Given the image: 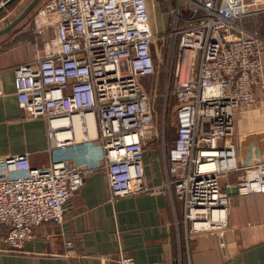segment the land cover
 <instances>
[{"label": "built area", "instance_id": "1", "mask_svg": "<svg viewBox=\"0 0 264 264\" xmlns=\"http://www.w3.org/2000/svg\"><path fill=\"white\" fill-rule=\"evenodd\" d=\"M162 1L171 17L176 100L169 144L142 83L156 72L148 0H45L34 15L44 53L13 72L25 117L47 123L51 158L37 165L28 152L0 157L5 251L24 253L37 227L62 225L91 171L105 170L111 202L153 191L145 152L154 142L169 170L164 187L182 200L191 233L228 228L233 187L264 193L263 136L238 129L264 76L263 39L241 22L264 14V0ZM230 175L234 186L223 183ZM100 264L137 263L120 249Z\"/></svg>", "mask_w": 264, "mask_h": 264}, {"label": "crops", "instance_id": "2", "mask_svg": "<svg viewBox=\"0 0 264 264\" xmlns=\"http://www.w3.org/2000/svg\"><path fill=\"white\" fill-rule=\"evenodd\" d=\"M6 1L0 0V5ZM18 1L0 13H7L0 18V30L23 12L10 19L15 11L8 8ZM33 17L30 12L0 36L4 91L0 97V157L28 152L33 163L43 165L51 158L47 123L43 118L25 117L13 72L15 66L44 53L45 38L33 31ZM241 25L264 42V14L247 17ZM262 61L264 65V43ZM261 87L264 76L257 87L258 97H264ZM145 173L153 191L111 202L105 170L89 172L66 205L63 224L47 222L37 227L34 237L25 243L24 253L5 251L8 245L3 230L0 264H100L101 257L116 256L120 249L137 264H264V193L231 192L228 228L191 233L182 200L164 187L169 170L159 142L146 148ZM223 183L234 186L235 175Z\"/></svg>", "mask_w": 264, "mask_h": 264}, {"label": "rangeland", "instance_id": "3", "mask_svg": "<svg viewBox=\"0 0 264 264\" xmlns=\"http://www.w3.org/2000/svg\"><path fill=\"white\" fill-rule=\"evenodd\" d=\"M31 1L33 0H21L13 4L11 8H8L9 11H15L13 15H10V19L14 18L20 11H23ZM43 1L44 0H41L31 11L33 16L36 14ZM148 1L151 10L153 34L156 36L153 50L156 72L151 77L143 78L142 81H145L144 87L147 92L153 96L151 109L153 112V105H155V110L158 112V115L153 112L158 130L162 132L164 127L165 136L168 140L174 137L176 129V102L172 95V76H169L168 71L172 59V45L168 35L171 26V17L167 12V6L162 0ZM5 13L1 14L0 18L4 16ZM261 90L264 92V87H261ZM159 101L161 103H159ZM171 105L172 107L170 108ZM238 129L245 133H257L256 135L253 134V136H260V138L263 136V142H261V144L264 146V97L259 95V97H257V102L253 106L240 111L238 114ZM256 138L259 139L258 137Z\"/></svg>", "mask_w": 264, "mask_h": 264}, {"label": "water", "instance_id": "4", "mask_svg": "<svg viewBox=\"0 0 264 264\" xmlns=\"http://www.w3.org/2000/svg\"><path fill=\"white\" fill-rule=\"evenodd\" d=\"M16 0H7L4 2L3 5H0V13L5 10L7 7H9L12 3H14ZM41 0H33L30 2V4L23 10V12L12 22H9L5 28L0 30V36L4 33L11 30L14 26H16L20 21H22L33 9L34 7L40 2ZM232 193H237V188L233 187L231 190Z\"/></svg>", "mask_w": 264, "mask_h": 264}, {"label": "trees", "instance_id": "5", "mask_svg": "<svg viewBox=\"0 0 264 264\" xmlns=\"http://www.w3.org/2000/svg\"><path fill=\"white\" fill-rule=\"evenodd\" d=\"M148 77H151V76H148ZM147 78V77H146ZM172 82H173V80H172ZM142 83H143V85H144V83H145V81H142ZM147 91V90H146ZM149 93V92H148ZM150 94V93H149ZM175 99V98H174ZM175 102H176V100H175ZM159 103H161L160 101H159ZM155 104V103H154ZM154 106V108H153V112L155 113V114H157L158 115V112H157V110H155V105H153ZM172 107V105L170 106V108ZM172 111V110H171ZM170 139H168V141H169ZM170 142V141H169ZM232 177V176H231ZM234 177V176H233ZM235 179H236V177H235Z\"/></svg>", "mask_w": 264, "mask_h": 264}]
</instances>
